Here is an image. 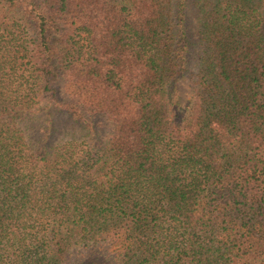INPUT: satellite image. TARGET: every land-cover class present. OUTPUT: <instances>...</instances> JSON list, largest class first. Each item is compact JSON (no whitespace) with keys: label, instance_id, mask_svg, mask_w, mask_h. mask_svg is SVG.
I'll return each instance as SVG.
<instances>
[{"label":"trees","instance_id":"16d2710c","mask_svg":"<svg viewBox=\"0 0 264 264\" xmlns=\"http://www.w3.org/2000/svg\"><path fill=\"white\" fill-rule=\"evenodd\" d=\"M188 4L0 0V264H264V0Z\"/></svg>","mask_w":264,"mask_h":264},{"label":"rangeland","instance_id":"374dc122","mask_svg":"<svg viewBox=\"0 0 264 264\" xmlns=\"http://www.w3.org/2000/svg\"><path fill=\"white\" fill-rule=\"evenodd\" d=\"M194 0H189L188 7L186 8V20H187V34L189 36V41L191 43V53L190 57L193 59L195 55V50L197 46H194V44H197V33L195 25L197 23V11L196 8H194ZM180 93L183 95V97H188L190 95V87L189 82L186 79H183L180 83ZM57 97L62 102H66L70 100V97L68 95V92L66 90V79L65 77H62V75H59L58 80L54 84ZM49 102V98H44L42 100V103ZM51 108L61 109L55 102H50L48 105ZM54 115L52 116V122H53V128H52V135L53 142L55 140H67L70 137L78 138L79 140H88L87 136H85V127L84 123L91 124L90 127L96 131L99 137L101 139H106L109 137V135L112 133L113 125L109 121V119L101 114H85L84 120L81 122L73 121L67 113L59 112L57 110L54 111ZM43 123L41 122V119H38V122L36 123V127H41ZM88 255H101L107 257V259H110L109 255H105L104 253L101 254L100 251H93L92 253H89L88 251H81L76 254V252L73 254V257L70 258V260L67 262V264H78L83 262L85 258Z\"/></svg>","mask_w":264,"mask_h":264}]
</instances>
